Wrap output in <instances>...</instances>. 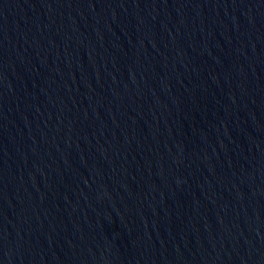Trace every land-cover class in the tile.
I'll use <instances>...</instances> for the list:
<instances>
[{"label": "water", "instance_id": "1", "mask_svg": "<svg viewBox=\"0 0 264 264\" xmlns=\"http://www.w3.org/2000/svg\"><path fill=\"white\" fill-rule=\"evenodd\" d=\"M0 264H264V0H0Z\"/></svg>", "mask_w": 264, "mask_h": 264}]
</instances>
